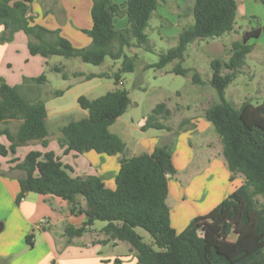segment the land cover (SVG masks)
<instances>
[{
    "label": "trees",
    "instance_id": "trees-1",
    "mask_svg": "<svg viewBox=\"0 0 264 264\" xmlns=\"http://www.w3.org/2000/svg\"><path fill=\"white\" fill-rule=\"evenodd\" d=\"M34 1L0 0L3 28L0 44L11 42L16 32H22L28 38L31 56L77 58L93 66L103 64L107 57L112 61L122 60L120 68L112 75L115 88L95 99L79 96L76 102L87 116L62 126L58 140L64 156L88 152L119 156V168L114 176V189H109L101 176H72L73 168L62 163L53 151L31 150L21 160H11L14 169L23 173L15 203L27 193L50 195L67 202L72 215L84 218L80 227L64 229L68 242L87 233L95 221L105 222L101 229L105 240L101 243H127L135 252L136 264H264V205L257 199V196L264 197V101L259 104L244 101L235 108L225 98L226 88L237 77L253 49L250 41L262 37L264 42V26L243 31L241 40L231 44L227 61L216 58L210 62L209 85L218 101L203 111L204 119L220 138L229 181L241 175L243 183L209 213L193 218L177 233L171 226L167 205L168 181L176 175L173 148L159 144L150 154L127 157L124 143L109 131L130 104L128 91L120 88L121 75L134 71V61L124 50L132 46L131 41L137 48L151 50L145 31L161 0H125L119 5L112 0H91V27L82 30L90 38V44L81 49L74 48L60 36L59 30L49 31L34 24L31 14ZM187 1L189 5L182 17H190L192 23L182 27L176 45L160 54L158 61L147 68L163 69L174 60L182 62L193 42L220 38L234 31L235 0ZM255 1L264 6V0ZM121 15L126 16L128 26L124 31H117L113 19ZM49 69L62 80L70 77L62 67ZM189 72L176 66L172 73L186 76ZM70 75L85 81L106 76L81 72ZM191 81L194 85L203 83L195 71ZM46 82L43 74L24 77L20 86H10L0 78V125L19 122L14 132L8 127L0 128V136L8 141V147L0 144V156L15 155L17 149L31 142H38L41 148L47 149L45 101L39 94L31 99L23 92L28 85L32 91ZM62 94L61 90L51 93L52 97ZM170 115L164 103L157 104L141 130L168 131L157 117L167 119ZM137 228L150 236L155 248L144 243L135 231ZM233 233L235 239L228 240ZM30 239L31 235L26 237L31 246ZM113 264L120 262L115 260Z\"/></svg>",
    "mask_w": 264,
    "mask_h": 264
},
{
    "label": "crops",
    "instance_id": "crops-1",
    "mask_svg": "<svg viewBox=\"0 0 264 264\" xmlns=\"http://www.w3.org/2000/svg\"><path fill=\"white\" fill-rule=\"evenodd\" d=\"M124 1L125 0H112L113 3L118 5L122 4ZM185 1L187 0H161L158 2L156 11H154L152 16L159 19L160 25L162 26L163 21L166 20L164 17L167 16L162 7L169 8V14L175 17V20L170 22V26H174L177 30L176 34H179L181 28L185 26V17H182L183 11L186 8L184 7ZM235 1L237 5L238 0ZM241 1L248 4L247 7H245L244 4L241 7L243 17H256L260 14L264 15V6L261 3L255 0ZM90 8L91 0H35L31 4V14L33 15L34 24L42 26L49 31L59 30L60 36L66 38L74 48L81 49L90 44V38L82 32V30H89L91 27ZM247 10H249V15H245ZM237 11L238 6L236 14ZM189 21V23H192V20ZM260 22V26H264V21L260 20ZM113 26L117 31H124L128 26L126 16L121 15L115 17L113 19ZM2 30L3 28L0 26V33ZM252 41H250V44L253 45ZM133 43L134 42L131 41L132 46L130 49L136 48L133 47ZM136 50L139 51V48H136ZM117 61L113 63V67H115L116 71L120 67ZM48 66L51 67L56 65H50L48 58L45 59L37 55L31 56L28 51V38L22 32H16L11 42L0 44V76H3L5 79L4 81L10 86H20L24 77L35 78L40 76L43 70ZM76 72L83 73L82 71H73L69 74ZM94 74L99 75L103 73ZM108 75L106 76L110 77L111 73ZM72 79L74 83L70 82L64 88V92L60 97H63L65 92L71 90L75 83L85 81L82 78ZM96 79L101 78H94L87 82ZM67 80L69 81V79ZM122 84L123 82L121 85ZM29 89L30 86L28 85L24 88L23 92L28 96H36L39 94L37 89H32V91ZM46 104L47 103H45L46 126L47 120L51 115L50 111H52L51 113L56 116L54 120L56 127H62L63 125L57 124L62 117L70 118L67 114L70 110L57 112L51 109L48 111ZM81 111L80 119L87 116L86 111ZM126 113L127 110L109 127V131L124 143L125 155L127 157L136 156L141 153L150 154L157 144H167V141L164 142V140L159 137H148L147 132L151 129L146 131L141 130L147 116L142 117L135 125V128L145 136L138 139L133 138V120L132 118L124 119L123 117ZM202 117L203 115L200 118L190 120V124L193 126V129H191L192 132H199L201 128L207 130L211 129L208 124L203 122ZM198 135L196 140L191 142L192 146L205 148L203 152L211 151L216 157L222 155L220 140H201L202 137L198 138ZM0 144L8 147V141L6 139L3 141L0 138ZM182 144H184V140ZM191 145L188 141V147L190 149H192ZM189 148L180 150L178 147L173 146L172 163L176 169V174L179 169H184L191 164L193 154ZM19 149H17L15 155L8 154L5 157L0 156V223L2 225L0 231V264H113L115 260H119L120 264L137 263L138 259L136 258L135 252L132 251L127 243L119 241L107 244L101 243L105 240V237L99 233L87 236V233L92 231L93 226L90 227L88 232L83 236L74 238L68 242L64 235V229L67 226H72L74 228L80 227L84 218L81 215H72L69 212L70 205L65 201L50 195L44 196L35 193H27L25 197L16 204L15 199L20 191L19 180L22 178L23 173L14 169L15 164H12L11 160L14 158L21 160L24 155L31 150L41 151V147L39 144H34L32 142ZM47 150H51L50 147H48ZM51 151L60 158L62 163L70 165L74 169L72 172L74 177H84L88 175L101 176L104 179L105 186L109 189H114V176L119 168V156H112V159H109L107 156L98 155L94 152H88L83 155L69 153L64 156L60 147H58L56 151ZM79 158L82 159L81 164L85 168L81 172H76L74 164H76L77 161L74 160H78ZM210 169L209 172H215L220 180L226 179L229 181L230 173L223 158H218ZM175 176L173 180L170 179L168 181L167 205L169 208L171 226L177 233L182 232L193 218L209 213L226 198L227 195L231 194L243 183V180L235 176L232 182L238 179V185L234 187L233 190L230 189L227 191V187L224 186L220 188L217 186L206 198L201 196V199H199L200 194L199 191H196V188H189L182 185L180 182L174 180ZM103 227H101V229ZM30 235L31 246L28 245L26 241V237Z\"/></svg>",
    "mask_w": 264,
    "mask_h": 264
},
{
    "label": "rangeland",
    "instance_id": "rangeland-1",
    "mask_svg": "<svg viewBox=\"0 0 264 264\" xmlns=\"http://www.w3.org/2000/svg\"><path fill=\"white\" fill-rule=\"evenodd\" d=\"M243 4L245 7L248 5L244 1L238 0V11L236 14L234 31L220 38L197 40L193 42L188 46L182 62L174 60L163 69L147 68V66L155 64L160 54L165 53L168 49L176 45L178 36V34H176L177 30L174 26H170V22H173L175 17L169 14V8L162 7L167 14V16L164 17L166 20L163 21L162 26L160 25L159 19L155 16L150 18L149 27H147L145 32L149 39L151 50L144 51L139 48V51H137V47L125 49V53L133 58L134 71L123 73L121 75L123 84L121 86L119 85L121 89L128 91L130 104L123 118H132L133 138L138 139L145 136L135 128L136 123L142 117L150 115V110L157 104L164 103L166 108L171 112V115L167 119H162L160 116H158L157 119L167 126L169 130L151 129L147 132L148 137H159L164 140V142L167 141V144L172 148L176 146L180 150L189 148L188 141L191 145V142L196 140L198 134V138L202 137L201 140H220L215 134L212 125L207 122L204 117H202L203 122L210 126L211 129L209 130L201 128L199 132H192L191 129H193V126L190 124V120L200 118L203 115V110L218 101L215 91L209 85L211 76L210 62L216 58L227 61L231 44L234 41L241 40L243 31L250 28L262 27L260 26V20L264 21V15L260 14L256 17H243L241 11ZM188 5L189 2L185 1L184 7ZM248 11L249 10L245 12V15H249ZM189 20H191L190 17L186 16L184 18L185 25L190 24ZM252 43L253 50L246 56L244 66L225 90L226 100L235 108L244 101H250L253 104H259L264 101V44L262 38L258 40L254 39ZM133 47L135 46L133 45ZM133 54L135 55L132 56ZM48 59L50 65L62 67L70 76L69 81H64L58 74L50 71L48 66L42 73L40 72L46 76V84L36 87L39 96L42 97L40 99H43L45 103H47L48 111L51 109L57 112L70 110L69 113H67L70 118H60V122L57 125L64 126V124L70 121H77L80 119L82 109H80L76 102L79 96L84 95L87 98L95 99L115 87L112 75L116 72L115 67H113V63L116 61H112L108 57L104 60V63L99 66L82 63L77 58L66 59L64 57L52 56ZM118 63L121 66L122 60H118L117 64ZM176 66L190 70V72L186 76L176 75L172 73ZM73 71H82L86 74L103 73L108 75L111 73V76L101 77V79L90 82L84 81L75 83L71 90L64 93L63 97H52V92L57 90L64 92V88L70 82L74 83V80L69 74ZM193 71L199 74L203 82L201 85H194L192 83L191 75ZM223 73H225V71H223ZM0 77L5 80L3 76ZM29 97L33 99L35 96L30 95ZM51 112L52 111H50L51 115L47 120L49 132L48 147L56 151L59 147L58 140L61 136L59 129L61 126L56 127L54 121L56 116ZM58 116L61 117L60 115ZM18 124L19 122L12 121L7 124H1L0 128L8 127L14 132ZM0 138L5 141V137L0 136ZM183 140L184 144H182ZM33 143L38 144V142ZM191 147L192 149L189 148L193 154L191 164L184 169H179L174 180L189 188H196V191H199L200 194L199 199H201V196L206 198L217 186L220 188L225 186L227 187V191L230 189L233 190L234 187L238 185V179L243 180L241 175H236L238 179H236L235 182L226 179L220 180L215 172L210 173L209 170H211L210 167L212 164H214L218 158H223V156L216 157L211 151L203 152L205 148H197L192 145ZM47 149L41 148V151ZM81 158L74 160L77 161V163L74 164L76 172H81L85 168L81 164ZM107 158L112 159V157ZM257 199L264 205L263 196H257ZM104 225L105 222L95 221L92 231L87 233V236L98 233L103 235L100 229ZM135 231L143 238L144 243L152 245V247L155 248L150 236L144 230L137 228ZM234 235L235 233L232 234L231 239L235 237Z\"/></svg>",
    "mask_w": 264,
    "mask_h": 264
},
{
    "label": "built area",
    "instance_id": "built-area-1",
    "mask_svg": "<svg viewBox=\"0 0 264 264\" xmlns=\"http://www.w3.org/2000/svg\"><path fill=\"white\" fill-rule=\"evenodd\" d=\"M231 237H232V234L228 237V240L233 241L235 239V237H233L232 239H231Z\"/></svg>",
    "mask_w": 264,
    "mask_h": 264
},
{
    "label": "water",
    "instance_id": "water-1",
    "mask_svg": "<svg viewBox=\"0 0 264 264\" xmlns=\"http://www.w3.org/2000/svg\"><path fill=\"white\" fill-rule=\"evenodd\" d=\"M1 227H2V225H1V223H0V231H1Z\"/></svg>",
    "mask_w": 264,
    "mask_h": 264
}]
</instances>
